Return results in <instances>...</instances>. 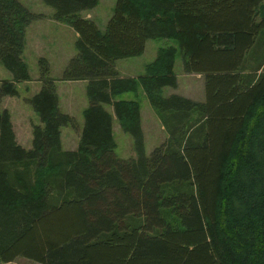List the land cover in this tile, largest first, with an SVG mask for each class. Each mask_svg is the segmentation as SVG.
<instances>
[{"label": "trees", "instance_id": "obj_1", "mask_svg": "<svg viewBox=\"0 0 264 264\" xmlns=\"http://www.w3.org/2000/svg\"><path fill=\"white\" fill-rule=\"evenodd\" d=\"M77 33L63 79L87 80L88 106L75 149L61 128L56 80L41 60V117L32 146L18 143L0 111V262L19 255L43 264H264V0H117L106 29L82 12L99 0H44ZM42 15L0 0V60L13 74L4 95L30 80L27 27ZM168 38L138 77L116 61L143 55ZM205 78V99L180 93L174 64ZM142 88L166 140L147 154ZM112 105L134 137L135 156L116 154Z\"/></svg>", "mask_w": 264, "mask_h": 264}, {"label": "rangeland", "instance_id": "obj_2", "mask_svg": "<svg viewBox=\"0 0 264 264\" xmlns=\"http://www.w3.org/2000/svg\"><path fill=\"white\" fill-rule=\"evenodd\" d=\"M29 11L44 18L34 20L26 30V48L23 59L26 62L30 74V80L17 82L18 94L4 95L0 102V111L8 109L11 120L21 119L28 130V139L31 129L27 128L29 121L37 124L39 113L33 107L30 98L42 87L41 77L43 74L41 60L47 67L46 76L56 80V90L59 98V108L74 117L75 123L61 128L62 148L74 149L79 144L80 134L84 126V109L89 104L87 96V80H64V74L69 61L77 54V33L68 24L56 21L53 17L55 9L47 5L44 0H19ZM117 0H99L96 7L82 12L83 17L94 20L99 28L104 31L109 19L114 13ZM176 46L174 39L157 38L147 42L145 52L138 57L121 59L116 61V69L119 75H142L146 66L153 62L158 54V49L164 46ZM64 64V66H63ZM174 71L177 75L178 85L165 86L164 93H180L193 96L197 100L204 98L205 79L193 73H185L182 54L177 53ZM127 77V76H126ZM13 74L0 60V89L4 80H12ZM118 98H136L141 101V122L145 129V151L150 154L156 146L163 143L167 138V132L162 128V123L152 107L145 91L140 88L136 94L134 91H126L117 96ZM114 115V136L117 141L116 154L122 158L136 155L133 135L121 127L112 105H106ZM27 118V121L25 120ZM41 123V122H40ZM15 131V130H14ZM16 134V133H15ZM24 137L27 133L23 132ZM23 137V138H24ZM32 144V142H31ZM0 264H42L37 260L19 256L12 262H0Z\"/></svg>", "mask_w": 264, "mask_h": 264}, {"label": "crops", "instance_id": "obj_3", "mask_svg": "<svg viewBox=\"0 0 264 264\" xmlns=\"http://www.w3.org/2000/svg\"><path fill=\"white\" fill-rule=\"evenodd\" d=\"M42 18H44V16L42 17ZM29 27V26H28ZM28 27H27V29H28ZM26 33H27V31H26ZM25 48H26V40H25ZM63 66H64V64H63ZM118 70V69H117ZM118 73H119V70H118ZM197 75H199V76H202L203 78H204V76L203 75H201V74H197ZM120 76V75H119ZM138 77V76H140V75H136V74H132V75H122L121 77ZM205 79V78H204ZM187 96V95H186ZM189 97H193V96H189ZM193 99H196V98H193ZM205 99V95H204V98H202V99H199V100H204ZM197 100V99H196ZM141 115H142V113H141ZM117 117V116H116ZM25 120L27 121V118H25ZM39 122L38 123H40L41 122V117H40V115H39ZM12 122H13V127H14V130H15V133H16V139H17V141H18V143L19 144H21L22 146H24V147H26V148H30L31 146H32V144H31V142H32V139H33V128H34V124H35V122H33V121H29L28 123H27V128L29 127V129H31V135H30V138L28 139V130L26 129V126L24 125V123H23V121L21 120V119H18V120H15V118H13L12 119ZM120 123V122H119ZM143 127V126H142ZM162 128H164V126L162 125ZM113 130H114V122H113ZM143 130H144V132H145V129L143 128ZM26 132L27 133V135L24 137V134H23V132ZM24 137V138H23ZM61 140H62V137H61ZM77 148V147H76ZM73 149V148H72ZM75 149V148H74ZM19 256H23V255H19ZM18 256V257H19ZM24 257H26V256H24ZM31 259V258H30ZM16 260V259H15ZM33 260V259H32ZM14 261V260H13ZM10 262H12V261H10ZM41 263V262H40ZM43 264V263H42Z\"/></svg>", "mask_w": 264, "mask_h": 264}]
</instances>
